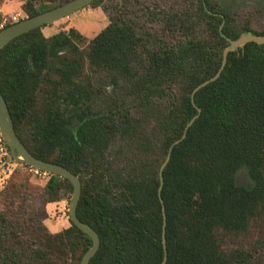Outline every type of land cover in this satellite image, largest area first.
I'll use <instances>...</instances> for the list:
<instances>
[{
	"label": "trees",
	"instance_id": "trees-1",
	"mask_svg": "<svg viewBox=\"0 0 264 264\" xmlns=\"http://www.w3.org/2000/svg\"><path fill=\"white\" fill-rule=\"evenodd\" d=\"M66 1L25 0L21 8L31 17ZM233 3L146 7L145 23L109 14L89 41L74 27L46 36V24L0 50V92L21 141L80 177L77 215L101 240L89 264H160L161 198L165 264H259L260 244L232 240L264 215V43L229 52L219 78L192 99L220 67L227 37L264 33L239 25ZM241 168L251 186L237 182ZM15 173L0 190V264H81L90 236L70 218L57 232L44 223L45 205L72 194L71 182L49 174L36 210L29 180Z\"/></svg>",
	"mask_w": 264,
	"mask_h": 264
},
{
	"label": "rangeland",
	"instance_id": "rangeland-1",
	"mask_svg": "<svg viewBox=\"0 0 264 264\" xmlns=\"http://www.w3.org/2000/svg\"><path fill=\"white\" fill-rule=\"evenodd\" d=\"M24 1L25 0H22V3ZM190 1L191 0H103L99 7H92L90 5L85 6L67 17L47 24L42 30L46 36H49L57 31L68 30L70 27H74L89 41L101 29L108 25L109 14L115 15L117 12H122L127 16H134L140 23H145L143 11L146 7L177 9L183 7ZM213 1L219 2L220 0ZM230 10L232 17L239 25H243L248 21L254 30L258 32L264 31V0H234ZM17 11H20L24 18L26 17L22 8ZM88 41L82 44V47H85ZM110 88L112 87L109 86L108 89ZM14 171L16 172V177L21 175L29 180L30 188L27 190V197L29 201L32 202L34 209H42L43 200L40 197V193L43 191L46 181L49 178L48 176L50 175L41 177L38 174H35L30 167L15 164L11 166V173L9 176L0 183V190L3 189L7 181L11 179ZM237 182L245 186L252 185V181L246 168H241L238 171ZM61 197L62 199L60 202L55 205L51 204V202L45 205L47 218L44 219V223L52 232L53 230H62L70 225L67 212L71 193L63 192ZM20 205H22L21 201L18 202L17 206ZM0 207H2V203H0ZM232 241L248 248H251L255 244H260L262 252L258 263L264 264V215L261 214L254 220L251 230L247 234Z\"/></svg>",
	"mask_w": 264,
	"mask_h": 264
},
{
	"label": "water",
	"instance_id": "water-1",
	"mask_svg": "<svg viewBox=\"0 0 264 264\" xmlns=\"http://www.w3.org/2000/svg\"><path fill=\"white\" fill-rule=\"evenodd\" d=\"M92 1L94 0H68L56 7L42 11L31 17L22 18L21 20L12 23L9 26L4 27L3 29L0 30V50L14 38L26 32H29L30 30H33L35 28L56 22L64 17H67L70 14H73L78 10L84 8L85 6H88ZM227 40L229 43L224 49L223 58L220 67L211 78L201 82L193 89L192 99L196 91H198L203 86L219 78L226 65L229 52L236 50L237 48L245 45L248 42H256L258 44H263L264 33L261 35H256L251 32H248L241 34L239 37L235 39L227 37ZM200 113H201V109L198 108V114H196L193 118H191V120L186 124L184 133L182 134L181 138L176 139L172 145L177 144L180 140H182L185 137L186 130L190 127V125L194 122V120L199 116ZM0 130L4 141L6 142L7 146L10 149L12 158L16 162L28 164L32 167L38 168L40 170L46 171L51 174H59L67 178L71 182L73 186V191L68 206L69 218L79 229L87 233L92 239L93 242L92 246L85 252L81 260V264H89L90 259L95 255V253L99 249L101 240L97 231L88 223L80 220V218L77 215V206L81 197V189H82L80 177L74 172H72L70 169H68L67 167L54 162L42 160L29 151V149L21 141L20 137L16 132L13 118L9 110V106L5 101L4 97L2 96L1 92H0ZM169 159H170V153H168L166 159L164 160V162L160 167V186H159L160 198H161V191L164 182L162 172L165 166L167 165ZM161 202H162V211H163V220H164L163 237H162V242L164 246V258L160 264H165L167 261V242H166L167 216L165 213V204L162 198H161Z\"/></svg>",
	"mask_w": 264,
	"mask_h": 264
},
{
	"label": "built area",
	"instance_id": "built-area-1",
	"mask_svg": "<svg viewBox=\"0 0 264 264\" xmlns=\"http://www.w3.org/2000/svg\"><path fill=\"white\" fill-rule=\"evenodd\" d=\"M23 17L22 13L20 11L14 12L11 14H3L2 18L0 19V30L6 27L8 23H14L19 20H21ZM13 160L12 154L10 152L9 147L7 146L6 142L4 141L2 135H1V130H0V168L4 173L3 178L1 179L0 183L4 181L5 178L9 176L11 173V167H6L10 165V162ZM6 167V168H5ZM31 170L34 171L35 174H38L41 177H46L50 173L40 170L35 167H30Z\"/></svg>",
	"mask_w": 264,
	"mask_h": 264
},
{
	"label": "crops",
	"instance_id": "crops-1",
	"mask_svg": "<svg viewBox=\"0 0 264 264\" xmlns=\"http://www.w3.org/2000/svg\"><path fill=\"white\" fill-rule=\"evenodd\" d=\"M21 5H22V0H4L3 3L0 5V14L3 15V14H9V13L11 14V13H14V12H18L17 10L21 9ZM17 163L18 162H16L13 159L10 162V165H8L6 167H11V166H13V165H15ZM3 176H4V173H3V171L0 168V181L3 178ZM58 202H60V201H58ZM58 202H54V203H51V204L55 205ZM53 232H57V231L53 230Z\"/></svg>",
	"mask_w": 264,
	"mask_h": 264
}]
</instances>
